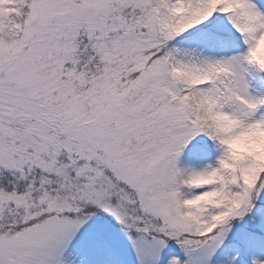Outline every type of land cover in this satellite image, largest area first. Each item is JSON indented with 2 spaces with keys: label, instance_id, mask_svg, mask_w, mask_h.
Masks as SVG:
<instances>
[{
  "label": "snow or ice",
  "instance_id": "snow-or-ice-1",
  "mask_svg": "<svg viewBox=\"0 0 264 264\" xmlns=\"http://www.w3.org/2000/svg\"><path fill=\"white\" fill-rule=\"evenodd\" d=\"M0 264H264V0H0Z\"/></svg>",
  "mask_w": 264,
  "mask_h": 264
}]
</instances>
